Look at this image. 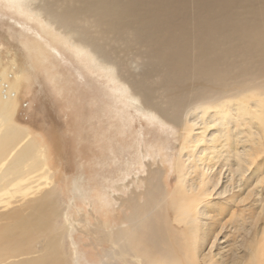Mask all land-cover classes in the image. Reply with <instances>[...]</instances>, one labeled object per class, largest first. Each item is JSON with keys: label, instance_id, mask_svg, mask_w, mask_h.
<instances>
[{"label": "rangeland", "instance_id": "rangeland-1", "mask_svg": "<svg viewBox=\"0 0 264 264\" xmlns=\"http://www.w3.org/2000/svg\"><path fill=\"white\" fill-rule=\"evenodd\" d=\"M46 1L54 10H64L70 20L89 28L91 36L104 45L112 61L127 69L136 80L142 79L147 71L146 63L150 62L144 55L145 47L140 43L119 41L118 32L98 26L94 16L82 9L83 0ZM40 2L0 0V113L8 120L10 128L28 135L37 146L44 165L37 179L43 177L40 183L45 184L46 180L49 189L53 187L49 199L57 215L52 218L51 229L55 228L58 238H62L60 261L45 260L40 264H123L119 258L108 257L114 263L107 258L112 248L107 242L93 238L90 230L103 225L107 227L104 228L106 234L110 229L117 234L119 221L125 218L124 212L131 217L137 209L142 216L143 197L151 180L159 187L168 185L165 207L172 228L179 232L174 222L181 217L175 216L169 207L177 186V174L167 164L173 163L177 156L181 127L171 122L172 114L165 104L170 97L166 81L160 87L157 85L163 78L170 81L175 78L169 77L163 69L162 74L150 79L151 83L157 82L152 85L150 105L136 87L124 79L117 64L108 63L86 46L76 44L45 20L38 10ZM132 34L133 28L126 27L124 35L132 37ZM198 85L187 84L181 90L191 91ZM225 92L233 93L231 88H226ZM162 109L164 117L160 113ZM243 123L244 126L241 122L234 124L235 128L240 127L235 131L231 129V134L242 132L240 138L245 139L251 130L249 123ZM261 129L259 133L263 136ZM239 139L228 142L226 148L224 143L217 145L218 154L216 152V156L206 162L214 167V172L221 173L224 182L221 186L224 185L229 194L222 199L202 201L209 214L203 219L213 232L219 233L223 228L224 258L238 251L244 264H264V183L260 182L264 181V153L255 159L253 173L249 171L244 175V169L239 170L244 164L243 154L241 158L237 155L243 145L241 140L236 141ZM197 178L190 179L196 183ZM21 186L15 183L10 187L7 197L16 203H0V216L8 213L6 217H16L12 210L15 208L16 214L18 206L25 202L20 201L23 193H15ZM30 201L36 200H26L25 212L30 209L31 205H27ZM198 201L195 198L193 202L196 208ZM138 219L143 226L145 220L139 216ZM14 221L5 220L0 228ZM124 229L121 231L131 232L130 245L136 234L131 225ZM172 231L171 235L176 236L177 232ZM200 244L199 240L196 250L195 247L191 250L194 264L204 263L197 258V252L203 251ZM251 254H256V258L251 259ZM127 260L135 264L129 257ZM157 262L160 264L159 260ZM205 262L218 264V259Z\"/></svg>", "mask_w": 264, "mask_h": 264}, {"label": "bare ground", "instance_id": "bare-ground-1", "mask_svg": "<svg viewBox=\"0 0 264 264\" xmlns=\"http://www.w3.org/2000/svg\"><path fill=\"white\" fill-rule=\"evenodd\" d=\"M40 3L38 10L57 30L106 62L117 64L107 55L104 45L91 36L89 28L70 20L64 10H54L46 0ZM82 9L94 16L98 26L118 32L117 40L140 43L145 47L143 54L150 62L146 63L147 71L141 80H136L127 69L117 65L124 79L136 87L147 103L152 101V85L157 83H151L150 79L163 69L169 77L175 78L174 81L163 78L157 85L160 87L166 81L170 97L165 104L171 111V122L181 127L177 156L173 163L167 164L177 174V186L169 207L175 216L181 217V220L173 221L179 232L172 228L165 207L168 185L159 187L154 180H149V188L143 197L142 216L137 209L131 217L124 212L127 222L119 221L117 234L112 229L106 234L104 228L107 227L103 225H97L89 233L110 245L112 254L106 255L107 258H119L123 264H132L127 257L135 264H158V260L160 264H194L191 250L194 247L196 250L199 240L203 251L197 252V258L204 262L202 264H210L205 262L208 259H218V264H244L238 251L224 258L223 228L218 233L207 225L203 218H208L209 214L202 201L222 199L229 194L224 185L221 186V173L214 172V167H209L206 162L216 156L217 145L224 143L226 148L228 142L240 138L242 132L231 134V129L235 131L240 127L235 128L234 124H250L249 138L236 140L243 143L241 149H236L240 158L243 154L244 164L239 170L244 169V175L249 171L253 173L255 159L264 153V135L259 133L260 128L264 133V0H83ZM128 26L133 28L132 37L124 35ZM191 83L199 85L191 91L181 90ZM226 88H231L233 93L227 95ZM160 113L162 117L166 115L163 109ZM7 121L0 113V203H16L7 197L15 183L22 185L15 192L23 193L21 199L18 198L21 202L36 201L27 204L31 205L27 212L24 211L25 202L18 206L16 214L14 208L12 212L16 217H6L8 213L0 216V223L15 220L0 228V264H40L45 260L57 263L62 256L59 248L62 238H58L55 228L51 229L56 214L49 199L53 187L50 190L46 180L41 184L43 177L37 179V173L44 170V165L35 143L20 130L10 128ZM157 173L162 176L160 171ZM194 176H198L196 183L190 179ZM195 198L200 200L197 208L193 206ZM138 216L145 220L144 227ZM130 225L136 239L129 245L131 232L121 230H127ZM172 229L177 232L176 236L171 235ZM112 258L108 259L113 261ZM255 258L256 254H251V259Z\"/></svg>", "mask_w": 264, "mask_h": 264}]
</instances>
